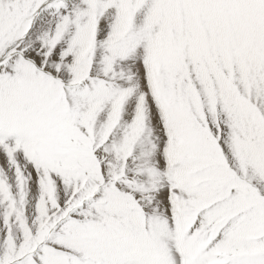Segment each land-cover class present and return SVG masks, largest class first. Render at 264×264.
I'll use <instances>...</instances> for the list:
<instances>
[{
	"label": "snow or ice",
	"instance_id": "6c2138e0",
	"mask_svg": "<svg viewBox=\"0 0 264 264\" xmlns=\"http://www.w3.org/2000/svg\"><path fill=\"white\" fill-rule=\"evenodd\" d=\"M0 264H264V0H0Z\"/></svg>",
	"mask_w": 264,
	"mask_h": 264
}]
</instances>
